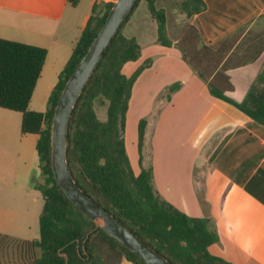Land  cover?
Listing matches in <instances>:
<instances>
[{
  "label": "crops",
  "instance_id": "1",
  "mask_svg": "<svg viewBox=\"0 0 264 264\" xmlns=\"http://www.w3.org/2000/svg\"><path fill=\"white\" fill-rule=\"evenodd\" d=\"M109 1L76 0L73 5L71 0H0V39L47 51L37 81L46 75L47 107L93 7ZM203 2L205 8L189 20L202 46L217 51L243 33L223 62L232 85L227 95L241 102L262 70L264 52L244 62L237 48L247 41L249 30L264 24V0ZM123 32L137 39L140 56L126 63L122 73L130 77L150 61L132 87L125 122V148L134 175L151 166L161 199L189 217L210 219L218 236L208 249L213 256L231 264H264V125L213 97L175 46L157 42L156 22L147 13L135 10ZM175 83L179 89L167 97ZM21 118L0 108V235L20 243L38 240L43 208L35 187L42 184L38 135L21 134ZM141 119L147 124L140 154ZM8 255H2L0 264H11ZM118 264L133 263L122 259Z\"/></svg>",
  "mask_w": 264,
  "mask_h": 264
},
{
  "label": "trees",
  "instance_id": "2",
  "mask_svg": "<svg viewBox=\"0 0 264 264\" xmlns=\"http://www.w3.org/2000/svg\"><path fill=\"white\" fill-rule=\"evenodd\" d=\"M75 1L71 0L73 5ZM141 1L146 2L147 10L156 22L157 42L165 47L175 46L182 60L207 84L213 97L232 104L264 125V70L260 71L243 101L236 102L227 95L232 85L223 62L235 39L212 51L200 44L198 32L189 25L187 46H180L167 38L165 12L155 7L156 0H137L72 111L67 136L70 170L86 195L172 264H231L213 256L208 250L218 241L209 218L189 217L161 199L153 186L151 166L141 167L137 176L133 173L125 148L126 115L132 87L150 61L130 77L122 73L126 63L134 62L140 56L137 39L126 37L123 29ZM113 2L93 7L86 28L60 73L43 113L29 110V104L47 51L0 39V108L21 114V134L38 135L36 151L43 178V184L35 185L43 197L39 238L16 242L13 256L6 262L118 264L125 259L133 264H145L80 213L63 194L51 170L50 129L54 108L66 81L85 55ZM182 6L187 9V18L205 8L203 0H188ZM249 50V54L242 55L244 62L260 56L264 52V43L251 45ZM179 87V83L171 85L167 97ZM99 105L105 106L104 121L98 118ZM146 124V119H141L138 124L140 154ZM6 240L8 237L0 235V243Z\"/></svg>",
  "mask_w": 264,
  "mask_h": 264
},
{
  "label": "water",
  "instance_id": "3",
  "mask_svg": "<svg viewBox=\"0 0 264 264\" xmlns=\"http://www.w3.org/2000/svg\"><path fill=\"white\" fill-rule=\"evenodd\" d=\"M137 0H114L107 17L92 40L77 68L66 81L51 121V170L53 178L70 203L96 228L117 240L145 264H172L147 246L132 230L95 203L79 187L70 170L67 157L68 125L72 111L93 71L120 30Z\"/></svg>",
  "mask_w": 264,
  "mask_h": 264
},
{
  "label": "rangeland",
  "instance_id": "4",
  "mask_svg": "<svg viewBox=\"0 0 264 264\" xmlns=\"http://www.w3.org/2000/svg\"><path fill=\"white\" fill-rule=\"evenodd\" d=\"M188 0H156L155 1V7L157 9H161L165 12L166 16V35L167 38L180 45V46H187L188 40L186 39L190 35L189 31V20L190 18H187V9L186 7H183L182 4ZM189 9V8H188ZM137 11H143L149 15L150 19L152 17L150 16L146 2L141 1L137 8L135 9ZM134 10V11H135ZM134 13V12H133ZM132 13V14H133ZM153 20V19H152ZM124 33V32H123ZM243 33L237 35L234 39L237 41L239 39H242ZM243 40H247L244 44L241 42L239 45V48L237 50H242V55L249 54V46H253L255 44H263L264 43V24L259 26L258 28H253L249 30ZM242 40V41H243ZM235 41V42H236ZM251 44V45H250ZM190 45V42H189ZM254 49V48H253ZM252 51V49H251ZM262 70H264V63L262 65ZM46 79V75L44 74L42 76V79L37 84V87L34 91V94L32 96V99L29 104V110L32 111H42L45 110L47 107V93L44 83ZM264 88V86H263ZM97 114L98 118L102 121L106 118V112H105V106L99 105L97 108ZM146 168V167H145ZM41 176V174H40ZM40 181L43 184V178L40 177ZM17 242V241H16ZM16 242L12 240H6L0 243V253L1 256L8 255V258L11 259V254L14 252V249L16 247ZM2 256V257H3Z\"/></svg>",
  "mask_w": 264,
  "mask_h": 264
}]
</instances>
